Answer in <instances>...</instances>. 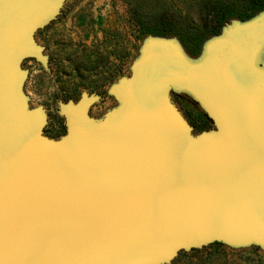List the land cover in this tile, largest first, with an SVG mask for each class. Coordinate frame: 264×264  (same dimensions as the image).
Here are the masks:
<instances>
[{"label":"water","instance_id":"obj_1","mask_svg":"<svg viewBox=\"0 0 264 264\" xmlns=\"http://www.w3.org/2000/svg\"><path fill=\"white\" fill-rule=\"evenodd\" d=\"M65 0H0V264H167L220 242L264 249V11L233 21L191 62L148 37L108 93L59 103L65 134L28 107L26 58L47 64L35 33ZM213 128L193 133L171 93Z\"/></svg>","mask_w":264,"mask_h":264},{"label":"rangeland","instance_id":"obj_2","mask_svg":"<svg viewBox=\"0 0 264 264\" xmlns=\"http://www.w3.org/2000/svg\"><path fill=\"white\" fill-rule=\"evenodd\" d=\"M249 1L65 0L56 18L35 33L49 62L45 66L33 58L22 62V68L28 72L22 88L28 107L45 109L47 122L43 133L54 139L65 134L60 102H76L82 92L97 95L98 100L89 108V113L97 119L116 107V100L108 93L109 87L130 74V66L139 57L146 38L156 37L140 31L133 13L136 6L138 16L145 22L150 19L154 22L159 12L170 8L172 14L159 17L163 20V38L176 40L187 58L195 62L203 55L205 43L221 35L233 22L225 23L219 30L212 28L215 6H240ZM203 33L207 37L198 48L194 45L195 37ZM262 63L264 50L258 58V64ZM171 97L194 134L213 128L211 120L190 95L172 92ZM167 264H264V249L258 245L233 247L209 243L179 251Z\"/></svg>","mask_w":264,"mask_h":264},{"label":"trees","instance_id":"obj_3","mask_svg":"<svg viewBox=\"0 0 264 264\" xmlns=\"http://www.w3.org/2000/svg\"><path fill=\"white\" fill-rule=\"evenodd\" d=\"M136 7L133 9V13L135 15L134 19L139 23L140 31L142 32V34L149 36L152 35L156 37H165V32L163 30L164 26H162L161 23L163 20H161L159 17L163 14H172L170 8H166L165 10H162V12H159V17L157 20L154 19V22L151 21L152 19L146 21L147 23H149L147 25L145 19L142 16H138ZM263 11L264 0H250L249 3H243L240 6L231 4L224 6H215V8L212 10V28L216 27V30H219L222 26L225 25V23H229L230 21L234 20L246 21ZM205 37H207L205 33L197 35L195 37L196 42L194 43V45L199 48ZM215 244L221 243L217 241L211 243V245Z\"/></svg>","mask_w":264,"mask_h":264},{"label":"flooded vegetation","instance_id":"obj_4","mask_svg":"<svg viewBox=\"0 0 264 264\" xmlns=\"http://www.w3.org/2000/svg\"><path fill=\"white\" fill-rule=\"evenodd\" d=\"M43 52H44V51H43ZM33 60H35V59H33ZM49 60H50V59H49V57L47 56V62H49ZM27 74H28V72H27ZM184 117H185V116H184Z\"/></svg>","mask_w":264,"mask_h":264}]
</instances>
